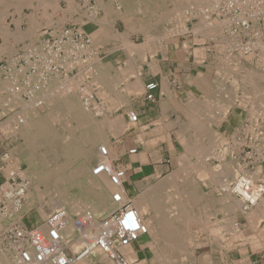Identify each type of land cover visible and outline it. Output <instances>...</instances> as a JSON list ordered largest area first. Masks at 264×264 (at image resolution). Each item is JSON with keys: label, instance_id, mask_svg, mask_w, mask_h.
<instances>
[{"label": "built area", "instance_id": "1", "mask_svg": "<svg viewBox=\"0 0 264 264\" xmlns=\"http://www.w3.org/2000/svg\"><path fill=\"white\" fill-rule=\"evenodd\" d=\"M103 1L106 0H74L82 15L81 18L78 17L72 25L59 27L54 34L38 43L27 47L24 45L28 44H24L21 49H17L13 55L6 57L5 61L0 63V82L8 81L11 84L10 89L20 91L19 99L0 103V112L2 107L6 109L18 107L16 103L19 100L24 102V96L27 98V103L29 102L28 106L31 104L33 108H40L44 105L40 96V92L44 89L52 90L60 83L78 76H85V80L95 76L94 59L97 56L92 49L91 38L83 31V27L93 23L102 15L100 2ZM109 1L115 9H119L123 0ZM219 4H223L225 10L221 12L217 10ZM214 13L224 15L223 19L220 21L216 18L212 19ZM199 15L203 18L202 27L210 26L213 20L218 21V26L228 25L222 26L225 28L221 31L232 45L231 48L227 47L229 51L236 50L239 55L248 56L264 48V26L261 32L259 24H253L260 18L264 19V0H213L200 12H188L191 20H196ZM188 33L193 37L196 35L193 30ZM244 36L246 40L243 39ZM157 87L156 82H147L144 85L142 101L153 103L155 100L153 93ZM81 92L83 93V90ZM7 94L9 93H2L1 97L5 100ZM88 95L82 98L85 106L88 101H94L93 96ZM16 118L19 119L18 121L22 120ZM126 119L129 124H135L138 115L129 112ZM1 124L0 121V147L5 143ZM247 124L244 121L232 130L225 138L221 151L227 159L243 166L229 186L231 195L240 200L243 208L240 210L243 214L249 206L253 205L251 200L235 190V187H238L237 183L240 182L239 189L246 191L249 196H251L253 184L259 190H264L262 179H255V176L263 177L256 171L259 166L264 165V132L257 128L249 131L250 127ZM98 152L101 158L107 155L104 147H100ZM127 153L133 155L136 149L128 150ZM8 156L7 151L0 153V264H74L83 256L94 257L95 251L113 260L115 264H127L122 255L123 249L138 241L141 236L147 235L148 232L124 188L125 169L117 167L109 169L103 161H98L92 168L93 176L107 175L109 184L115 189L110 196L115 208L100 219H94L89 214H85L87 218L84 222L81 216L74 221L76 227L74 233L78 237L83 235L85 239L87 228L93 229V233L91 237L86 238L87 244L83 249L73 253L64 245L62 237L65 228L64 219L57 211H52L42 224L32 227L25 226L16 216L21 211L25 182H21L19 175L15 172L10 173L9 176L5 175L4 168L7 165ZM252 178L257 183H254ZM224 180L222 184H225ZM224 191L228 192L225 189ZM42 227L43 229H40Z\"/></svg>", "mask_w": 264, "mask_h": 264}, {"label": "crops", "instance_id": "2", "mask_svg": "<svg viewBox=\"0 0 264 264\" xmlns=\"http://www.w3.org/2000/svg\"><path fill=\"white\" fill-rule=\"evenodd\" d=\"M37 1L31 0V3L28 4L27 7H24V5L27 4L26 2H28V0H4V4L7 7L6 9L4 5H1L0 0V60L12 54L14 50H17L24 43H29L30 45V43L33 42L34 44L37 41L45 39L47 38V36L53 34L59 27L72 25L74 22L77 21L75 14H69V11H67L70 6L69 2H67L68 0H54L52 4L51 0H39L38 2ZM42 1L44 4H42ZM7 2L10 5L12 4V6L8 5ZM72 2L73 4H76L74 0ZM49 3L51 5L48 7ZM35 4H37L38 7ZM18 5L20 6L18 7ZM52 5H56L57 9L56 7L54 8V6ZM75 9H77V7ZM129 10L130 9H122V14L125 15V17L126 15L129 16L131 14ZM103 16L105 18L104 12L99 17V19H101ZM106 17V22H108V27L111 30H116L119 25L120 27L122 26L124 28L125 22H123V20H121L117 16L110 14ZM1 19H4L3 23ZM65 19L67 20V22ZM46 23L48 25H46ZM107 24L104 26L103 24H101V22L96 25L88 24L84 26L83 29L85 32H90L91 34L95 32H104V30L109 29L106 27ZM16 32L21 36L18 35V37H16ZM193 39V36L188 33V36L183 37V40L182 36H179L178 38L165 42V45L163 49H161V52H155L154 55L153 53H149V51L147 53L145 52L144 62H141L140 64L141 78L139 77V84L141 86L142 91L130 93L128 96L126 95V98L130 100V103L126 106H123L127 108L126 111L134 112L138 115V120L135 123L136 125L131 124L134 126L130 127L129 129V131H131L130 136L132 138H137V134L141 136V141L138 142L139 144L137 143L141 151L140 160L136 159L135 161H128L131 167V169H129L131 171L129 178L140 177V182L146 180V182L148 183L149 179L152 177L161 175L163 173L166 175V165H162L161 162L164 161L166 158H171V155L174 151L173 143H176L175 140L177 139L175 138V136L177 135V130L178 136L180 133V126L179 122L177 121V116L180 113L179 107H211V102H208V104L203 105H196L195 103L193 105L189 104V102L192 103V100L197 99L199 101H204V99L205 101H211L212 94L210 89L213 90V84H211V80L214 76L212 71L215 69L213 68V64H217V62H215L216 58L214 60V57L212 56L213 51H211L212 48L207 43L208 41L204 40V42H202L203 44H201L196 43V41L194 42ZM95 45L97 51H99L98 56L101 58L102 61V59H105L106 57H112V54L114 52H118V50L115 49V51L113 49L119 45V41L115 40L111 36H108L105 39H98V42H96ZM26 46L27 45H24V47ZM10 48L12 49L10 50ZM198 48L199 50L201 49V51H199ZM7 49H9V51H6ZM198 52L201 54H198ZM258 58L260 62L258 61V59L252 57L249 61L241 59V61L236 62L237 66H239V71L237 73V86L241 88H239L240 90H237L236 92V102L238 104L236 103L234 107H227L225 109L226 113L224 115V118L217 125L206 123V127L208 125L207 129H211L213 127L216 129V131L221 132L224 137H227L226 135H229L234 128L238 127L244 121L250 120L252 123H255L253 125L257 129H261L262 131H264V81L261 82L259 80V75L262 74L261 77H264V73L255 72V75L257 76L255 77L254 75V78L256 79L255 81L254 78H251V80L246 78L247 75H245L244 71V66L247 68L251 65V68H253L257 65L260 66V63H262L261 65H264L263 58ZM243 73L245 75L244 77H242ZM163 79L165 82L163 81ZM128 80L133 83L135 81V77H132ZM149 81H153L158 84L157 89L153 93L155 98L153 103H147L142 101L144 93L143 86ZM241 81H243L244 84H247L243 85ZM253 81L256 83H252ZM111 83L112 79H109L107 82L108 86H110ZM248 85L251 87H249ZM108 86L105 88V91H107L109 93V96H111L112 94H110V91H108ZM205 87L206 89H204ZM162 89L164 90V92L161 91ZM254 90H256L257 93ZM254 93H256V96H258L259 94L260 97L258 96L256 98ZM165 94L168 96H165ZM208 95H210V98ZM111 98H113V95L111 96ZM242 98L244 99L243 102ZM251 99H253L252 102H250ZM162 101L163 104L161 103ZM259 102L260 104H258ZM257 107L259 108L257 109ZM250 108H255L258 110V112L257 110L254 111L255 109L252 110L255 112H252V117L248 116L249 112L251 111ZM230 109L231 111H229ZM124 116L126 117V115ZM167 122L170 124H168ZM1 148L2 145L0 149ZM135 154L128 156H134ZM221 156L223 157V155ZM257 170L260 175L264 176V165L259 166ZM136 183L137 182H133L132 180H129L127 183L133 193L138 191V188L135 185ZM188 205H190L187 206L188 208H192V206L195 208L193 212L192 222L195 223L196 227L194 235H192L190 238L194 241L192 243V246L188 249V253L185 254L183 252L182 254H180L179 252L177 253L175 250L169 249L166 250L169 253L162 250L158 251L155 246H157L156 243L160 239L154 240L150 238L147 234L141 236L138 241H136L129 247L123 249L122 255L127 261V264H264V236L261 234L262 232L264 234V206L261 207L262 211L261 209L257 211L259 214L255 213L257 215L256 217L255 215H253V217H255L253 221L255 222L251 223V225L255 227V230L250 231L251 225L249 222H251L252 218L249 219L250 215H244L243 213H241V215L236 209L237 205L232 204L231 208L229 209L227 208L228 206H225V204L221 205L220 202L217 203L214 201L213 203L211 201L206 200H195L193 203H189ZM177 206L181 207V204L178 203ZM219 208L221 213H217L219 212ZM225 209L226 211H229V213H225ZM148 213V216L152 215L153 217L154 212L152 213V210H149ZM214 214L215 216L213 217ZM225 214L232 216L227 217V215ZM260 214L261 216H259ZM189 217H191V215H189ZM196 217L197 219L201 220V222L196 220ZM233 223H235L234 225L239 227L236 228L235 231L231 230L233 227ZM212 224L218 225L219 228L222 227L220 229H223L221 233L222 236H220L218 239H213L210 235V228L212 227ZM31 225L33 226V224L29 223V227H32ZM259 234L263 237L260 238ZM173 251L174 254L176 252L175 255L172 254ZM159 255L162 257L160 258ZM177 260L179 261V263L177 262ZM101 262H103L104 264H109L105 263V261Z\"/></svg>", "mask_w": 264, "mask_h": 264}, {"label": "rangeland", "instance_id": "3", "mask_svg": "<svg viewBox=\"0 0 264 264\" xmlns=\"http://www.w3.org/2000/svg\"><path fill=\"white\" fill-rule=\"evenodd\" d=\"M69 1V4H70V1L71 0H68ZM108 1V0H107ZM105 1L104 3L105 4H108L113 10L115 9L114 8V6L112 5V3L110 2V1ZM125 1H127V0H125ZM129 1H131L130 2V6H129V12L131 13L129 16H127L126 15V17H125V15H123V14H121L122 13V9H123V4L125 3H123L122 4V7H121V9L120 10H114L115 12H118V14H121V15H119L118 16V18H120L121 20H123V22H125V25H124V28L121 26L120 27V25L116 28V30H111L110 28L108 29V30H105L106 32H107V34H106V36H104V37H108V36H110V34H111V36L114 38V36H115V40H117V41H119L120 39H119V37L120 36H122V34H124L125 32H127L128 33V35H127V40H125V41H119V45L116 47V48H114L113 50H118V52H114L112 55V57L111 56H109V57H106L105 59H102V61H101V58L98 56L99 55V52L97 51V49H96V42H98V40H95L94 38H98V36H96L95 34L94 35H92L90 32H86V34H90V37H91V39L93 40V50L95 51V52H97V57H98V59L96 60V58L97 57H95V59H94V61H95V63H94V67H95V69H96V65H97V61H98V63H100V65H104V68H102L103 69V72H104V76H105V78H106V80H109V79H112V83H111V85L112 84H114V82H115V85H113V86H111L110 85V88L108 89V91H110V94H112L113 95V98L115 99L114 100V102L112 101H108V100H112L113 98H111V96H109V93L107 92V91H105L104 89L108 86V85H106V84H104V82L103 81H101L100 83H98L99 85H89V86H86V83L85 82H77L78 84H75L73 81H71L72 82V86L70 87V92H72L74 95H75V99L77 100V103H78V105H79V109L80 110H82V108H81V103L83 102V104H84V101H83V97L85 98V96H87L88 94H91V96H93V98H94V101L92 100V101H88V104H87V106H85L86 108H88V111H87V113H86V115H85V118L83 119L87 124H88V126H89V129H90V127L92 128V130L90 129V131H91V134L93 135V137L94 136H96V132L95 131H99V133H101L102 132V135H103V137L105 138V140L107 141V143L109 144V146H110V149H111V153L114 155V160H113V162L110 164L111 166L109 167V169L112 167H117V168H123V169H125V171H126V181H125V183H124V188H125V190H126V192H128V195H129V197H130V199L131 200H133L134 199V197H136V196H139V194H142V191H146V190H148V189H150L152 186V188H155L156 186H157V184H160L161 182H163V181H165L167 178H169V176H172V178L174 179L173 180V185H171V183H170V186H169V188H167V190H166V192L164 193V195H165V198L166 197H169V198H166L167 200H168V202H167V205H169V207L167 208L166 206V208L165 207H163V211H166V212H171V211H176V212H178L179 210V212H184L185 214H187L188 215V223H185L186 225H185V227H187V225H188V230L184 227V225L182 226V223H181V225L179 224V229L177 228L176 229V231H177V233H179L180 231V237L181 238H179L183 243H184V246H183V248L181 249V250H183V252H185V253H187L188 252V249L192 246V243H193V241L194 240H192V239H190L191 238V236L192 235H194V232H195V229H196V227H195V224L192 222V219H193V212H194V210H195V208L194 207H192V208H188L187 206H188V203H193L195 200H197V201H200V200H206V201H211V202H213L214 203V201L215 202H217V200H218V202L217 203H219V201H221V202H223L222 200L223 199H227V197H228V199L230 198V200H232L233 198H234V200L233 201H235V202H238V199L237 198H235V197H233L231 194H227L225 191H224V188L222 189V185L220 184V182L222 183V180L223 179H225V177L227 178V179H229L230 180V177L231 176H228V175H226V174H222V173H220L219 171L221 170V168H223L222 166H226V165H231L234 169H235V171H237V168L239 169V171L238 172H235L237 175L241 172V169H243V166H241L240 164H238L236 161H231V160H229V159H227L226 157H224V154H222L221 153V151L223 150V145H224V142L222 141L224 138H226V137H224V135L221 133V132H218V131H216V129L215 128H211L210 130L213 132V135L214 134H216L217 135V137H219L218 139L216 138V140L217 141H215L214 143H212L213 144V148L210 150V151H208L207 153H205V154H202V156H201V154H199V153H195V152H189V154H188V152L186 151V147L187 146H191V147H193L194 145H195V140H197L198 139V137H199V135L197 136V133L193 130V128H192V126L194 127V125H195V122L196 123H202V122H204L205 120V123L208 121V119H209V114H210V111L212 110V111H214V113L216 112V113H221V112H223L227 107H234L235 105H236V92H237V90H240L239 88V86H237V73H238V67L239 66H237V64H235V62H237V61H241V59L243 60H250V58L252 57V58H255V59H258V61L260 62V60H259V58L258 57H262L263 58V62H264V48L262 49V51H256L253 55H248V57L247 56H240V55H238V52H236L235 50H232V51H229L228 49L229 48H225L224 49V47L223 46H219L217 43H215V42H213V41H210L209 39V41L207 42L209 45H210V47L212 48L211 49V51H213L212 52V56L214 57V60H215V58H216V61L215 62H217V64H213V68H215L212 72H213V74H215V76H213V79L215 78H217L216 80L214 79V80H211V84L213 83V86H212V89L216 92V90H217V92H216V94L218 95V96H214V95H212L211 96V98L213 99H211V105L213 106V107H208L207 105V107H203V108H206V109H208L209 110V112L206 110V109H203L202 107H198V108H200L199 110L197 109V107H194V109L192 108V107H179L180 109V113H179V115L177 116V121L179 122V125H180V130H179V136H178V130H177V135H176V133H175V138H177L175 141H176V143H173V147H174V151H173V153H172V155H171V158H166L164 161H162L161 163H162V165H166V167H165V169H167V173H166V175L163 173V174H161V175H157V176H155V177H152V178H150L149 179V182L147 183L146 182V180H144L143 182H140L139 180H140V177L138 178V177H134V178H132V177H130L129 178V176H130V174H131V171L129 170V169H131V167H130V165H129V163H128V161L129 160H136V159H139L140 160V155H141V151H140V149H139V146H138V142H140L141 141V136L139 135V134H137V138H132L131 136H130V132L131 131H129V129H130V127H133L134 125H131V124H129L128 122H127V113H129V111H126V107H123V106H126V105H128L129 103H130V100L128 99V98H126L127 100H126V102L124 101L125 99H123L122 98V96H121V94L124 96V95H129L130 93H135V92H130V93H127V84H129V83H131V82H129L130 80H128V79H130V78H132V77H135V73H136V71H137V69H138V71L140 70V64H141V62H144V55H145V52L148 50L149 51V53H153V55L155 54V52H161L162 50L161 49H163V47H164V45H165V42H167V41H170V40H172V39H175V38H178L179 36H182V40H183V37H187L188 36V32L190 31V30H193V28L194 27H199L200 25H198L199 24V22H200V20H199V16L197 17V19L196 20H191V18H189L188 17V11H194V10H196L195 12H200V10L202 9V8H204V6L206 5H203V7L201 6H199V7H197V6H195V5H192L191 7H189L191 10H189V8L188 9H186V8H183V9H180V10H183V12H181V13H179V15H184V17L182 16V18H185V19H183L184 21L182 22V24H181V26H179V28H178V25L176 26L175 25V23H174V20H173V18H174V14L173 13H171V12H173L174 10L176 11L177 9L175 8V4L173 3L174 2V0H129ZM173 1V2H172ZM172 3H173V5H172ZM76 5H74L73 3H72V1H71V4H70V8L72 9V7H73V9H74V7H75ZM180 7H182V6H180ZM206 7V6H205ZM223 7V8H222ZM173 8V9H172ZM193 8V9H192ZM194 8H197V9H194ZM78 9V8H77ZM76 9V10H77ZM125 9H127V8H125ZM169 9V10H168ZM171 9V10H170ZM74 11L73 12V15L75 14V17H76V20H78V17L79 18H81V13L79 12L80 10L78 9L77 11ZM151 10V11H150ZM173 10V11H172ZM186 10V11H185ZM217 10H219L220 12L222 11V10H225L224 9V6H223V4H221V6H220V4L218 5V8H217ZM171 11V12H170ZM174 11V12H175ZM119 12H121V13H119ZM177 12V11H176ZM186 12V13H185ZM103 13V12H102ZM123 13H124V11H123ZM170 13H171V15L173 14V17H171L170 16ZM105 14V13H104ZM123 16V17H122ZM162 16V17H161ZM223 16L224 15H218V14H214L213 16H212V19H214V18H216V19H218L219 21L220 20H222L223 19ZM165 17V19H163ZM166 17H170L169 19L167 18L166 19ZM218 17V18H217ZM103 18H104V16H103ZM102 18V19H103ZM127 18V19H126ZM188 18V19H187ZM99 19V18H98ZM96 20L95 22H93V23H91V24H89V25H96V24H98V23H100L99 21L101 20V19H99V20ZM159 19V20H158ZM171 19V20H170ZM185 20H186V22H185ZM263 20V21H262ZM98 21V22H97ZM167 21V22H166ZM193 21V22H192ZM150 22V23H149ZM153 22H154V24H153ZM171 22V23H170ZM185 22V23H184ZM218 22V21H217ZM142 23V25L140 26V29L138 28V26L140 25ZM191 23V24H190ZM198 23V24H197ZM139 24V25H138ZM150 24V25H149ZM183 24H184V26H183ZM196 24V25H195ZM215 24H217L216 22H210V26L213 28V26H218V24L217 25H215ZM253 24H259V29H261V32H263L262 31V29H263V26H264V19H261L260 18V20H258V21H254V23ZM129 25V26H128ZM133 27V28H131V26ZM162 25V26H161ZM192 25V26H191ZM222 26H225L226 27V25H223V24H221ZM175 26V27H174ZM222 26H218L217 28L220 30V32H221V34L223 35V33H222V31H221V29L222 28H225V27H222ZM228 26V25H227ZM129 27H130V29H129ZM141 27H144V28H147V30H141ZM184 29H183V28ZM193 27V28H192ZM201 27V26H200ZM169 28V29H168ZM175 28V29H174ZM192 28V29H191ZM211 28V29H212ZM221 28V29H220ZM126 29V30H125ZM129 29V30H128ZM135 29H137V30H139V31H137V30H135ZM164 29V30H163ZM172 29V30H171ZM177 29V30H176ZM182 29V30H181ZM170 31V33H169V31ZM179 30H181V32H179ZM185 32H184V31ZM264 30V29H263ZM104 31V32H105ZM168 31V32H167ZM105 32V33H106ZM124 32V33H123ZM166 32V33H165ZM171 32L173 33L172 35H171ZM115 33V34H114ZM118 33V35H116ZM130 33V34H129ZM180 33V34H179ZM181 33L183 34V35H181ZM54 34V33H53ZM143 34V35H142ZM146 34V35H145ZM169 34V35H168ZM114 35V36H113ZM125 35V34H124ZM150 37H149V36ZM165 35H167V36H165ZM171 35V36H170ZM175 35V36H174ZM227 36V35H226ZM48 37V36H47ZM154 37H157L156 39H158V41L154 38ZM223 38H225V36L223 35ZM99 39V38H98ZM181 39V38H180ZM243 39H245V36L243 37ZM43 40V39H42ZM147 40V41H146ZM212 40V39H211ZM246 40V39H245ZM128 42V44L130 43V44H132V45H140L141 46V44L143 45H145L144 47H143V50H144V52L141 54L143 57H141L140 55H139V57H135L134 58V60H133V63H132V67H131V65L129 64V54H128V51L126 50L127 48L126 47H128L127 45V42ZM145 41V42H144ZM152 41L154 42V43H152ZM206 41V40H205ZM121 42L123 43V45L121 44ZM144 42V43H143ZM203 41H198L197 43H201V44H203L202 43ZM36 43H38V41L36 42ZM164 43V44H163ZM24 44H26V43H24ZM23 44V45H24ZM27 44H29V43H27ZM30 44H33V42H31ZM35 44V43H34ZM126 44V45H125ZM146 44H149V45H146ZM23 45H21L19 48L21 49L22 47H23ZM162 45V46H161ZM149 46V48L147 49L146 47H148ZM151 46V47H150ZM153 47V48H152ZM223 48L222 50H221V48ZM18 48V49H19ZM151 48V49H150ZM220 48V49H219ZM153 49V50H152ZM113 50H111V51H113ZM115 50V51H116ZM17 50H14L13 51V53L12 54H10V55H8L7 57H9V56H11V55H13L15 52H16ZM126 51H127V53H126ZM153 51V52H152ZM224 51H225V55H223L224 54ZM227 51V52H226ZM230 52V53H229ZM215 53V54H214ZM227 53H228V55H227ZM127 54V55H126ZM230 54V55H229ZM233 54V55H232ZM225 56V57H224ZM230 56V57H229ZM235 57V58H234ZM142 58V59H141ZM226 58L227 59H231L232 61H235L234 62V70L232 71L233 73L232 74H230V75H226V77L224 78V74L222 73V71H221V69H220V67L221 68H225V69H227V67H226V65H223L224 63V59L226 60ZM5 59H6V57L5 58H2L1 60H0V63L2 64L4 61H5ZM139 59H141V60H139ZM141 61V62H140ZM110 62V63H109ZM139 62V63H138ZM228 63H232L233 64V62H229L228 61ZM262 63H260V66L259 65H257V66H255V67H253V68H251L252 66L250 65L249 67H245L244 66V68H245V75H247V73H250V74H248L247 75V78H249L250 80H251V78H254V75H255V72H257V73H264V65H261ZM264 64V63H263ZM136 65H138L137 67H136ZM221 65V66H220ZM131 68H129V67ZM257 67V68H256ZM133 68V69H132ZM242 68V67H241ZM217 69V70H216ZM219 69V70H218ZM120 72H119V71ZM128 70H134V75L132 74V73H128L127 71ZM123 71L124 72H127L128 74H131V75H128L127 73H123ZM263 71V72H262ZM116 72H118V74L116 73ZM217 72H218V74H217ZM220 74V75H219ZM223 74V75H222ZM120 75H121V77H126V78H121L120 77ZM123 75V76H122ZM128 75V76H127ZM133 75V76H132ZM219 77H218V76ZM250 75V76H249ZM262 75V74H261ZM261 75H259V80L261 81V82H263L264 81V77L263 78H261ZM221 76V77H220ZM120 78V79H118V78ZM229 77V78H228ZM255 77H257L256 75H255ZM223 78H224V80H223ZM117 79V80H116ZM120 80V82L119 83H117L118 81ZM225 80H227V81H225ZM87 81H88V79H87ZM122 81V82H121ZM212 81H214V82H212ZM218 81V82H217ZM221 81V82H220ZM70 82V81H69ZM224 82V83H223ZM229 82V83H228ZM254 82V81H253ZM73 83L75 84V85H77V86H74L73 85ZM222 83V84H221ZM84 85V87L86 88H84L83 87V85ZM118 84V85H117ZM123 85L125 86L126 85V87H124V89L126 90V93L124 92L125 90L123 89ZM74 86V87H73ZM129 86V85H128ZM217 86V87H216ZM224 86H225V88H224ZM80 87V88H79ZM109 87V86H108ZM112 87H114V89L112 88ZM57 87H54L53 88V90H58V89H60V88H57ZM73 88V89H72ZM90 90H89V89ZM98 88V89H97ZM104 88V89H103ZM117 88V89H116ZM220 88V89H219ZM224 88V89H223ZM229 88V89H228ZM74 89H76V90H74ZM79 89V90H78ZM82 89H83V94H82ZM119 89V90H118ZM232 89V90H231ZM61 90V89H60ZM81 90V91H80ZM140 90V89H139ZM228 90H231V92L230 91H228ZM75 91V92H74ZM98 91H100V92H98ZM218 91H221L222 93H221V95L219 96V93H218ZM233 91V92H232ZM69 92V93H70ZM80 92V93H79ZM96 92V95L94 94V93ZM98 92V93H97ZM120 94H119V93ZM144 92V91H143ZM230 92V93H229ZM69 93H67V94H69ZM88 93V94H87ZM104 95H103V94ZM52 94H54V92H52ZM78 94V95H77ZM86 94V95H85ZM114 94L116 95L115 97H114ZM118 94L120 95V96H118ZM233 94H234V99H232L233 98ZM83 95V96H82ZM95 95V96H94ZM41 96V95H40ZM67 96H70V95H58V97L60 98V99H62L63 100V98H65V97H67ZM81 96V97H80ZM89 96V95H88ZM97 96V97H96ZM103 96V97H102ZM110 98H109V97ZM58 97H54L53 99H55V98H58ZM80 97V98H79ZM101 97H102V100H101ZM108 97V98H107ZM119 99V101L117 102L116 101V99L117 98ZM216 98V99H215ZM23 99H24V103L26 102L27 103V98L24 96L23 97ZM131 99V98H130ZM231 99V100H230ZM209 100V99H208ZM216 100H217V102H216ZM232 100H233V103H232ZM23 101V100H22ZM127 101L129 102V103H127ZM212 101H214V102H212ZM226 101H229V102H226ZM81 102V103H80ZM90 102V103H89ZM117 102V103H116ZM120 102V103H119ZM123 102V103H122ZM205 102V101H204ZM204 102H201V100L199 101L198 99L197 100H193L192 101V105L194 104V103H197V105H203V104H205L206 102L208 103V101H206L205 103ZM96 103V104H95ZM111 103H113V107L114 106H117L116 108L114 107H112L111 106ZM116 103V104H115ZM201 103V104H200ZM206 103V104H207ZM17 104V106L18 107H16V108H14V110H13V108H7V112L5 111V113L3 112V111H1L0 112V121L3 123L5 120H7V118L8 117H10V116H16V117H19V115L21 116L23 113H24V111L26 110L25 109V104H22V103H20V102H17L16 103ZM91 104V105H90ZM117 104H119V105H117ZM190 104V103H189ZM224 104V105H223ZM225 104H227V105H225ZM52 104H44L43 106L44 107H40V108H34V109H36L35 111V115H36V117H37V119H39V121H42V122H44L45 120V123H46V129L48 128V131H50L51 132V130H55V131H52V133L53 134H57V136H59L58 137V139L59 140H61V144H63V143H66V141H71V140H74V139H77V138H79V136H81V134H83L84 135V133H86L85 132V129L82 127V126H78L77 124H79V125H81V122H79V121H81V119L83 118H81L80 117V119H79V116H76V115H73L70 111L71 110H68V109H66L65 107H63V109H61L62 107H61V105L60 104H56V105H52ZM111 107H110V106ZM219 105V106H218ZM225 106V107H223V106ZM27 106V105H26ZM60 106V107H59ZM98 108H97V107ZM119 106V107H118ZM217 106V107H216ZM50 107V108H49ZM220 107H221V109H220ZM23 108V109H22ZM52 108V109H51ZM90 108V109H89ZM93 108H95L96 109V111H95V109H93ZM108 108V109H107ZM110 108V109H109ZM184 108V109H183ZM202 108V109H201ZM10 109V110H9ZM51 109V110H50ZM57 109V110H56ZM93 109V110H92ZM98 109V110H97ZM102 109V110H101ZM104 109V110H103ZM107 109V110H106ZM116 109V110H115ZM60 110H61V112H60ZM112 110H113V112H112ZM115 110V111H114ZM119 110V111H118ZM205 110V111H204ZM215 110H217V111H215ZM39 111V112H38ZM49 111H51V113L49 112ZM54 111H56V112H54ZM63 115V116H65V117H63L59 112ZM63 111V112H62ZM70 113H69V112ZM90 111H92V112H90ZM94 111V112H93ZM106 113H104V112ZM111 111V112H110ZM3 112V113H2ZM26 112V111H25ZM44 112V113H43ZM47 112V113H46ZM54 113V115H53V113ZM59 113V114H56V113ZM67 112V113H66ZM90 112V113H89ZM99 112V113H98ZM115 112V113H114ZM121 112V113H120ZM123 112H125V113H123ZM195 112H197V113H195ZM19 113V114H18ZM22 113V114H21ZM30 114L32 113V112H29ZM94 113H95V115H94ZM97 113V114H96ZM208 113V114H207ZM42 116V117H40V115ZM43 114V115H42ZM101 114V115H100ZM104 114V115H103ZM249 114L251 115V111L249 112ZM59 115H61V117L59 116ZM106 115V116H105ZM117 115H120L119 116V118L117 117ZM124 115H126V117L124 116ZM50 116H52L51 118L53 119V122H51L52 121V119H50L49 117ZM54 116H57V118H58V120L54 117ZM107 116H108V119H107ZM112 116V117H111ZM115 116H116V118H117V120H121V122H120V124L121 123H123V121H124V123L122 124V125H125V124H127V125H125V126H123V127H125L123 130H122V132H121V129L123 128L122 127V125H120L121 126V129H120V133L119 132H112V131H110L109 129H108V127L107 126H109V123H111V121H116V118H115ZM203 116V117H202ZM215 116H217V115H214L213 117L215 118ZM76 117V118H75ZM219 117V116H218ZM218 117H216L215 119H217L218 120ZM42 118V119H41ZM66 118V119H65ZM103 118V119H102ZM113 118H115V119H112ZM193 118V119H192ZM196 118V119H195ZM213 118V119H214ZM220 118V117H219ZM41 119V120H40ZM47 119L50 121H47ZM69 119V120H68ZM97 119V120H96ZM109 119H111V120H109ZM250 119V118H249ZM253 119V118H252ZM67 120H68V122H67ZM75 122H74V121ZM100 120V121H99ZM198 120V121H197ZM56 121V122H55ZM66 121L67 122V125H65L64 124V122ZM77 121V122H76ZM101 121H102V123H101ZM108 123H106V122ZM250 121V120H249ZM49 122V123H48ZM105 124H104V123ZM247 122V121H246ZM57 123V124H56ZM58 123H60V124H58ZM69 123V124H68ZM181 123H182V125H181ZM251 123V122H250ZM98 124V125H97ZM100 124H102V126L100 125ZM188 124H190V125H188ZM70 125V126H69ZM75 125V126H74ZM100 125V126H99ZM51 126H53V127H51ZM59 126V128H57ZM71 126H72V128H71ZM127 126V127H126ZM63 128L64 127V129H61V128ZM68 127H70L69 129H68ZM106 129H105V128ZM187 127L188 128H190V129H187ZM51 128H53V129H51ZM207 128H208V125H207ZM253 128H256L255 126L254 127H251V130L253 129ZM128 129V130H127ZM62 130V131H61ZM73 130V131H72ZM185 130H187L186 132H185ZM261 130V129H260ZM208 131V129L206 130V132ZM3 132V131H2ZM66 132V133H65ZM176 132V131H175ZM181 132H183L182 134H181ZM264 132V131H263ZM60 133V134H59ZM61 133H62V135H61ZM112 133H114L115 135L117 134V136H112L111 134ZM69 134H70V137H69ZM76 134V135H75ZM186 134V135H185ZM6 135L7 134H5L4 132H3V138L5 139V143L2 145V148L0 149V153H3V152H5V151H7L8 153H10L9 155H11V157L13 158L12 160H14V164L15 165H17V162H18V167H19V169H20V171L21 170H25V168H26V162L24 161V160H22L23 158H21L22 156H24L22 153V155H20L19 154V152H22V151H24V143L25 142H23L24 141V138L23 137H21L19 134H11L10 136H8L7 138H6ZM221 135V136H220ZM73 136V137H72ZM180 136H181V138H180ZM183 136V137H182ZM226 136H228V135H226ZM21 137V138H20ZM52 137V136H51ZM97 137V136H96ZM41 138H42V136H41ZM40 137H39V140L41 139ZM95 138V137H94ZM184 138H186V139H184ZM206 138V139H205ZM223 138V139H222ZM111 139V140H110ZM181 139H184V141H182ZM195 139V140H194ZM201 139V140H200ZM207 137H199V139H198V142H201V143H203V146H205L204 148H205V150H207L208 148H209V141H207ZM219 139H221V141H219V143H218V140ZM95 140L97 141V145L95 146V147H93V152L95 153V154H98L97 152H98V147L100 148L101 147V145H102V147L103 146H105L104 144H103V142L102 141H100L98 138H95ZM140 140V141H139ZM180 140L182 141V143L180 142ZM209 140V139H208ZM11 141V142H10ZM16 141V142H15ZM41 141V140H40ZM39 141V145H38V147H40V149H39V151H37V154L39 155V157H41L42 156V158L43 159H47V161H49L48 162V166H54V164H62V163H65V161H66V164H67V170H73V168L77 165V163H79V158L77 157V159H75V158H73V160H72V158H70L69 159V157H68V159H67V157L65 156V155H59V154H57V153H59V149H58V145H52V146H50L51 147V149H50V147H48V146H45L46 145V143H45V141L44 142H40ZM204 141H206V142H204ZM58 142V141H57ZM63 142V143H62ZM110 142V143H109ZM180 142V143H179ZM183 142L185 143H187V144H183ZM138 143V144H137ZM206 143H208V144H206ZM42 144V145H41ZM183 144V145H182ZM206 144V145H205ZM15 145V146H14ZM17 145V146H16ZM13 146V147H12ZM21 146V147H20ZM42 147H45V148H42ZM42 148V149H41ZM113 148V149H112ZM137 148V149H136ZM19 150V151H17V150ZM50 149V150H49ZM131 149H136L137 150V153L134 155V156H128L129 154L127 153V151L128 150H131ZM214 149V150H213ZM47 150V151H46ZM53 150V151H52ZM114 150V151H113ZM185 150V151H184ZM42 151V152H41ZM45 151V152H44ZM58 151V152H57ZM114 152V153H113ZM213 152V153H212ZM216 152V153H215ZM12 153V154H11ZM45 153V154H44ZM49 153V154H48ZM52 153H54V154H52ZM184 153V154H183ZM193 153V154H192ZM211 153V154H210ZM25 154V153H24ZM42 154V155H41ZM223 155V157L221 156V155ZM41 155V156H40ZM45 155V156H44ZM206 155H210V156H206ZM51 156H52V158H51ZM56 156V157H55ZM64 156H65V159H64ZM118 156V157H117ZM15 157V158H14ZM52 159H50V158ZM92 159L89 161V170L90 169H92L93 167H94V165L99 161V159H98V157H97V155L95 156V155H92ZM184 158H186V159H184ZM197 158V159H196ZM51 160V161H50ZM69 160H71V161H69ZM16 161V162H15ZM57 161V162H56ZM197 162V163H196ZM199 163V164H198ZM51 164V165H50ZM193 164V165H192ZM226 164V165H225ZM219 167H218V166ZM205 168V169H204ZM176 169V170H175ZM209 169H211V170H209ZM216 170V171H215ZM207 173H206V172ZM204 172V173H203ZM216 172H218V173H216ZM258 174H260L259 172H258V170L256 171ZM218 174V175H217ZM219 174L221 175H223V176H220V177H218L219 176ZM6 175V174H5ZM237 175H235L236 177H237ZM6 176H8V175H6ZM260 176H262V175H260ZM212 177H213V179H212ZM217 177V178H216ZM236 177H235V179H236ZM23 178V179H22ZM201 178V179H200ZM19 179H20V181L22 182V181H25V177L24 176H19ZM164 179V180H163ZM259 179H262V181L264 182V176L262 177V178H259ZM0 180H1V177H0ZM133 181V182H137L135 185L137 186V188H138V191L137 192H135V193H133L132 191H131V189H130V186L129 185H127V183H128V181ZM218 180V181H217ZM230 181H232V180H230ZM2 182V181H1ZM210 182V183H209ZM233 182V181H232ZM207 184V185H206ZM188 185V186H187ZM132 187V186H131ZM40 190L41 191H43L44 190V185H40ZM146 188V189H145ZM211 188V189H210ZM180 189H181V191H180ZM218 189V190H217ZM221 189V190H220ZM177 190H178V192H177ZM193 191H196V193L195 192H193ZM219 191V192H218ZM223 193H222V192ZM143 192V193H144ZM181 192H183V193H181ZM191 192V193H190ZM225 192V193H224ZM77 193H78V189L77 188H69V189H67V195L68 196H71V197H76V195H77ZM181 193V194H180ZM166 194H168V195H166ZM178 194V195H177ZM196 194V195H195ZM222 194V195H221ZM225 194V195H224ZM56 195V194H55ZM177 195V196H176ZM182 197H181V196ZM185 195V196H184ZM188 195H190V196H188ZM171 196V197H170ZM180 197V198H179ZM185 197V198H184ZM233 197V198H232ZM182 198V199H181ZM187 198V199H186ZM189 198H190V200L191 201H189ZM232 198V199H231ZM262 198H264V195H263V197ZM220 199V200H219ZM182 200H183V202H182ZM26 201V202H25ZM174 201V202H173ZM176 201H178L177 203H175ZM264 201V200H263ZM173 204H172V203ZM183 203V204H181V207H180V209H179V207L177 208V206H176V204L178 205V203ZM171 203V204H170ZM175 203V204H174ZM239 203V202H238ZM262 203V202H261ZM184 204H185V206H184ZM221 205H223V203H220ZM236 204V203H235ZM172 205V206H171ZM171 206V207H170ZM183 206V207H182ZM173 207V208H172ZM177 209H176V208ZM184 207H185V210H183L184 209ZM176 210H175V209ZM170 209V210H169ZM21 211L20 212H18V214L16 215L17 217H19V219L22 221V223L25 225V226H27V227H29V223L30 224H33V226H38V225H40V224H42L43 223V221L48 217V215L53 211L48 205H47V203L46 202H44V203H42L41 205H39L38 204V202H36V201H34V202H31V204L26 200V198L25 197H23L22 198V206H21V209H20ZM38 210L39 211H43L44 212V214H45V216L44 217H42L39 213H38ZM86 210V209H85ZM149 210H152L153 211V209H151V208H148L147 209V211L144 213V218H146V217H148V212H149ZM178 210V211H177ZM191 210V211H190ZM255 210V209H254ZM237 211L240 213L241 212V210H240V208L239 207H237ZM154 212V211H153ZM253 212V211H252ZM189 213H190V215H191V217H189ZM217 213H221V211L220 212H217ZM226 213V212H225ZM48 214V215H47ZM109 214V213H108ZM107 214V215H108ZM241 214V213H240ZM154 215V214H153ZM187 215H185L186 217H187ZM225 215H227V214H225ZM245 215V214H244ZM80 216V213L79 212H77V213H74V214H72V216H71V220L74 222L78 217ZM106 216V215H105ZM214 216H215V214H214ZM213 216V217H214ZM230 216H232V215H227V217H230ZM251 216L252 217H250L249 216V218H253L254 219V217H253V215L251 214ZM102 217H104V216H95L94 217V219H100V218H102ZM187 219V218H186ZM185 219V220H186ZM253 219L251 220V222H253ZM183 220H184V218H183ZM184 220V221H185ZM36 224H35V223ZM35 224V225H34ZM184 224V223H183ZM235 223H233V227H232V231H235L236 230V228H239V227H237L236 225H234ZM32 226V225H31ZM180 226H182V227H180ZM220 226V225H219ZM236 226V227H235ZM253 226V225H252ZM251 227V226H250ZM220 228H222V227H220ZM219 227H218V225H215V224H212V227L210 228V235H211V237L213 238V239H218L220 236H222L221 235V233H222V231H223V229H220ZM183 229L185 230V231H183ZM239 230V229H238ZM255 229H253L252 228V231H254ZM175 231V232H176ZM188 232V233H185V232ZM250 231H251V229H250ZM225 233V232H224ZM186 235H188V237H189V240H188V238L186 237ZM73 236H77L76 235V233H73ZM218 236V237H217ZM185 238V240L184 239H182V238ZM217 237V238H216ZM180 240H177L178 242H180ZM188 241V242H187ZM66 247H68L69 249H70V247L69 246H66ZM160 247V248H159ZM187 247V248H186ZM155 248L158 250V251H166V248L167 249H169V247L166 245V243H163V241H161V240H159L158 242H157V246H155ZM185 248V249H184ZM82 250V249H81ZM70 251L72 252V250L70 249ZM74 253V252H73ZM180 254H182V252H180ZM99 260V258L98 257H96V256H94V257H88L87 258V261H88V263L89 264H104L103 262H101V261H98Z\"/></svg>", "mask_w": 264, "mask_h": 264}, {"label": "bare ground", "instance_id": "4", "mask_svg": "<svg viewBox=\"0 0 264 264\" xmlns=\"http://www.w3.org/2000/svg\"><path fill=\"white\" fill-rule=\"evenodd\" d=\"M31 0H28V2H26L27 4L26 5H24V7L26 6H28V4H30L31 2H30ZM37 1V0H36ZM39 1V0H38ZM37 1V2H38ZM54 0H51V4H52V2H53ZM67 1V0H66ZM73 1V0H72ZM107 1V0H106ZM109 1V0H108ZM107 1V2H108ZM135 1V0H134ZM251 1H254V0H251ZM67 2H69V1H67ZM66 2V3H67ZM105 1H103V2H100V7L102 8L101 10H102V12H104L105 13V18H101V21H99V22H101V24H103V26L104 25H106L108 22H106V20H107V17L106 16H109L110 14H112V15H115V16H119V15H121L122 13L121 12H119V13H121V14H118V12H115L108 4H105L104 3ZM125 2V3H124ZM130 2L131 1H129V0H127V1H125V0H123L122 2H121V5H120V7H119V9H116V10H120L121 9V7H122V4H123V9H125V8H127V9H129V6H130ZM173 2V1H172ZM211 2H213V0H174V6H175V8L177 9L175 12L173 11V12H171V13H173L174 14V18H173V20H174V23H175V25L177 26L178 25V28H179V26H181V24H182V22L184 21L183 19H185V18H182V16L184 17V15H179V13H181V12H183V10H180V9H183V8H186V9H188L189 7H191L192 5H195V6H197V7H203V5H205V6H208ZM5 2H4V0H1V5H4L5 6V4H4ZM40 3H41V1H40ZM48 3V2H47ZM73 3V2H72ZM76 3V2H75ZM173 3H172V5H173ZM7 4H8V2H7ZM6 4V5H7ZM24 4V3H23ZM22 4V5H23ZM42 4H44L43 3V1H42ZM50 3H49V5H48V7L51 5ZM57 4V3H56ZM70 4H71V2H70ZM69 4V5H70ZM8 5H10V4H8ZM16 5V4H15ZM21 5V4H20ZM20 5H18V7L20 6ZM32 5V4H31ZM36 6H37V4H35ZM38 5H39V3H38ZM74 5H76L75 7H74V9H73V7H72V9L70 8V6H69V9H67V11H69L68 13L69 14H73V12L76 10L75 8L77 7L78 8V5H77V3L76 4H74ZM10 6H12V4L10 5ZM43 6V5H42ZM52 6H54V8L56 7V9H57V6L56 5H52ZM67 6H68V4H67ZM180 6H182V7H180ZM204 6V7H205ZM220 6H221V4H220ZM6 7V6H5ZM9 7V6H8ZM30 7H33V6H30ZM29 7V8H30ZM38 7V6H37ZM42 8V7H41ZM223 8V7H222ZM5 9V8H4ZM6 9H7V7H6ZM20 9V8H19ZM31 9H33V8H31ZM44 9V8H43ZM79 9V8H78ZM77 9V10H78ZM173 9V8H172ZM193 9V8H192ZM194 9H197V8H194ZM35 10H36V8H35ZM76 10V11H77ZM169 10V9H168ZM171 10V9H170ZM189 10H191L190 8H189ZM53 11V10H52ZM151 11V10H150ZM186 11V10H185ZM196 10H194V12H195ZM189 12V11H188ZM0 13H1V11H0ZM4 13V12H3ZM2 13V14H3ZM44 13V12H43ZM171 13H170V16L171 17H173V14L171 15ZM184 13V12H183ZM186 13V12H185ZM1 14V15H2ZM5 14V13H4ZM182 14V13H181ZM215 14V13H214ZM44 15V14H43ZM48 15V14H47ZM216 15V14H215ZM45 16V15H44ZM82 16V15H81ZM200 16V15H199ZM47 17V16H46ZM69 17V16H68ZM123 17V16H122ZM162 17V16H161ZM1 18V17H0ZM48 18V17H47ZM65 18V17H64ZM70 18V17H69ZM168 17H166V19H167ZM170 18V17H169ZM168 18V19H169ZM218 18V17H217ZM68 19V18H67ZM163 19H165V17L163 18ZM188 19V18H187ZM202 17L200 16V18H199V20H200V22H199V24L198 25H203V22H201L202 21ZM2 20V19H1ZM4 20V19H3ZM3 20H2V23H3ZM35 20V19H34ZM66 20V19H65ZM159 20V19H158ZM171 20V19H170ZM198 20V19H197ZM75 21V20H74ZM219 21V20H218ZM263 21V20H262ZM46 22H47V20H46ZM50 22V21H49ZM66 22H67V20H66ZM95 22V21H94ZM98 22V21H97ZM167 22V21H166ZM185 22H186V20H185ZM184 22V23H185ZM193 22V21H192ZM212 22H216V23H218L216 20H213ZM52 23V22H51ZM50 23V24H51ZM59 23V22H58ZM65 23V22H64ZM150 23V22H149ZM171 23V22H170ZM153 24H154V22H153ZM191 24V23H190ZM46 25H48L47 23H46ZM139 25V24H138ZM142 25V23L138 26V28L140 29V26ZM150 25V24H149ZM196 25V24H195ZM215 25H217V24H215ZM30 26H31V24H30ZM129 26V25H128ZM131 26V25H130ZM162 26V25H161ZM183 26H184V24H183ZM192 26V25H191ZM192 27L193 28V31L196 33V35H194V42L196 41V43L199 41H203L204 42V40H208V39H212L215 43H217L219 46H223L224 47V49L225 48H227V47H229V48H231L232 47V45H231V43H229L228 42V40L226 39V38H223V35L221 34V32H220V30L217 28L218 26H213V28L211 27V26H209V25H207V26H201V27ZM220 26H222V25H220ZM107 28H109L108 27V24H107V26H106ZM175 27V26H174ZM226 27H227V25H226ZM131 28H133L132 26H131ZM183 28V27H182ZM191 28V29H192ZM212 28V29H211ZM129 29H130V27H129ZM128 29V30H129ZM169 29V28H168ZM175 29V28H174ZM184 29V28H183ZM221 29V28H220ZM102 30V29H101ZM106 30H108V29H106ZM126 30V29H125ZM135 30H137V29H135ZM141 30L143 31V30H147V28H144V27H141ZM164 30V29H163ZM172 30V29H171ZM177 30V29H176ZM182 30V29H181ZM181 30H179V32H181ZM1 31V30H0ZM5 31V30H4ZM83 31H84V29H83ZM103 31V30H102ZM105 31V30H104ZM137 31H139V30H137ZM169 31V30H168ZM167 31V32H168ZM184 31V30H183ZM85 32V31H84ZM106 32V31H105ZM105 32H95V33H93L92 35H96V36H98V38L99 39H102V38H106V37H104V36H106V34H107V32L105 33ZM185 32V31H184ZM86 33V32H85ZM124 33V32H123ZM166 33V32H165ZM169 33H170V31H169ZM9 34V33H8ZM16 34H17V32H16ZM115 34V33H114ZM125 34V35H124ZM124 34H122V36H120L119 37V39L121 40V41H125V40H127V35H128V33L127 32H125ZM130 34V33H129ZM173 33L171 32V35H172ZM180 34V33H179ZM13 35V34H12ZM18 35L19 34H17V36L16 37H18ZM116 35H118V33L116 34ZM143 35V34H142ZM146 35V34H145ZM169 35V34H168ZM170 35V36H171ZM181 35H183L182 33H181ZM199 35V36H198ZM9 36V35H8ZM15 36V35H14ZM19 36H21V35H19ZM26 36H28V35H26ZM89 37H90V34L88 35ZM110 36H111V34H110ZM114 36V35H113ZM149 36V35H148ZM165 36H167V35H165ZM175 36V35H174ZM198 36V37H197ZM10 37H12V36H10ZM30 37V36H29ZM112 37V36H111ZM150 37V36H149ZM14 38V37H13ZM12 38V39H13ZM91 38V37H90ZM98 38L96 39V38H94L95 40H98ZM155 39L157 38V37H154ZM114 39H115V36H114ZM119 40V41H120ZM157 41H158V39H156ZM192 40V41H193ZM91 46H92V49H93V40L91 39ZM147 41V40H146ZM100 42V41H99ZM127 42V41H126ZM145 42V41H144ZM143 42V43H144ZM152 43H154L153 41H152ZM121 44L123 45V43L121 42ZM127 44H128V42H127ZM164 44V43H163ZM2 45V44H1ZM29 45V44H28ZM27 45V46H28ZM31 45V44H30ZM29 45V46H30ZM126 45V44H125ZM146 45H149V44H146ZM8 46V45H7ZM26 46V47H27ZM128 47H126L127 49V51H128V54H129V64L131 65V67L133 66L132 65V63H133V60H134V58L135 57H139V55L141 56V57H143L141 54L144 52V50H143V47L145 46L144 44L142 45L141 44V46L140 45H132V44H128L127 45ZM162 46V45H161ZM151 47V46H150ZM203 47V46H202ZM147 49L149 48V46L148 47H146ZM153 48V47H152ZM201 48V47H200ZM221 48V47H220ZM219 48V49H220ZM12 48H10V50H11ZM151 49V48H150ZM223 48H221V50H222ZM153 50V49H152ZM198 50H199V48H198ZM226 50V49H225ZM6 51H9V49H7ZM94 51V50H93ZM127 51H126V53H127ZM196 51V50H195ZM199 51H201V49L199 50ZM236 51V50H235ZM99 52V51H98ZM148 52V50L146 51V53ZM153 52V51H152ZM227 52V51H226ZM230 53V52H229ZM94 54L95 55H97V52H95L94 51ZM198 54H201V53H199L198 52ZM2 55V54H1ZM127 55V54H126ZM150 55V54H149ZM223 55H225V51H224V54ZM227 55H228V53H227ZM230 55V54H229ZM233 55V54H232ZM239 55V54H238ZM161 56V55H160ZM241 56V55H240ZM199 57V56H198ZM225 57V56H224ZM230 57V56H229ZM248 57V56H247ZM235 58V57H234ZM142 59V58H141ZM141 59H139V60H141ZM232 59V58H231ZM231 59H227L226 58V60L224 59V64L223 65H226V67H227V69H225V68H221L220 67V69H221V71H222V73L224 74V78L226 77V75H230V74H232L233 72V70L235 69L234 68V62L235 61H232ZM96 61V60H95ZM228 61L229 62H233V64L232 63H228ZM141 62V61H140ZM196 62V61H195ZM194 62V63H195ZM139 63V62H138ZM149 63V62H148ZM153 64V63H152ZM235 64H236V62H235ZM138 65H136V67H137ZM150 66H151V64H150ZM221 66V65H220ZM129 67V66H128ZM102 68H104V65H100V63H98V61H97V65H96V69H95V71H94V74H95V76H92V77H90V79H88V81L87 80H85V76H78L77 78H72L71 80H67L66 82H62V83H60L58 86H57V88H63L62 90H60V89H58V90H56V92H54V94H52V92H53V89L52 90H49V91H46L45 89L43 90V91H41L40 93H41V97H42V99H43V103L46 105V104H54V105H56V104H60L61 105V109H63V107H65L66 109H68V110H71L70 112L73 114V115H76V116H79V119H80V117L82 118L81 119V121H79V122H81V125H79V124H77L79 127L80 126H82L84 129H85V132L86 133H84V135L83 134H81V136H79V138H77V139H74V140H71V141H66V143H63V144H61V140H59L58 139V137L59 136H57V134H53L52 133V131H55V130H51V132L50 131H48V128L46 129V123H45V121L44 122H42V121H39V119H37V117H36V115H35V110L36 109H34L33 108V105L31 106V104L28 106L27 104L29 103H24V102H22V101H20L19 100V102L20 103H22V104H25V111H24V113L20 116L19 115V117L18 118H20V119H22L21 121H18L19 119H17L16 118V116L14 117V116H10V117H8L7 118V120H5L2 124H1V129H2V131L5 133V134H7L6 135V138L8 137V136H10L11 134L13 135V134H19L21 137H23L24 138V141L23 142H25L24 144V151H22V152H19V154L20 155H24V156H22L21 158H23L22 160H24L25 162H26V168H25V170H21L20 171V169H19V167H18V162H17V165H15L14 164V160H12L13 158L11 157V155H9L8 156V161H7V165L5 166V168H4V173L6 174V175H10V173H12V172H15V173H17V175H19V176H24L26 179H25V183H24V189H25V194L23 195V197H25L26 198V200L31 204V202H34V201H36V202H38V204L39 205H41L42 203H44V202H46L47 203V205L53 210V211H57L58 213H60V215L63 217V219H64V224H65V228H64V230H63V232H62V237H63V242H64V245L65 246H69L70 247V249L72 250V252H74V253H78V252H80L81 251V249H83V247H84V245H86L87 244V240H86V238H89V237H91V235H92V233H93V229L91 230L90 228H87L86 229V238L84 239L83 238V235H81L80 237H78V236H73V233H74V229L76 228L75 227V223L71 220V216H72V214H74V213H77V212H79L80 213V216H81V220H82V222H84L85 220H86V215L85 214H89L90 216H91V218H93V217H95V216H105V215H107L108 213H110L114 208H115V205L111 202V198H110V196H111V194H112V192H114V188L109 184V181H108V178H107V175L106 174H101V175H98V176H93L92 175V173H91V170L92 169H90L89 170V161L93 158L92 157V155H97V157H98V159H99V161H103L106 165H107V167L109 166H111L110 164L113 162V160H114V158L116 157H114V155L111 153V149H110V146H109V144L107 143V141L105 140V138L103 137V135H102V132L101 133H99V131H95L96 132V136H94L95 138H98L100 141H102L103 142V144L105 145V146H103L104 148H105V150H106V152H107V155H106V157H104V158H101V155H99V152H97L98 154H95L94 152H93V147H95L96 145H97V141L95 140V138L93 137V135L91 134V131H90V129L92 130V128L90 127V129H89V126H88V124L83 120L84 118H85V115H86V113H87V111H88V108H86L85 106H84V104L83 103H81L80 105H81V108H82V110H80L78 107H79V105H78V103H77V100L75 99V93L73 94L72 92H70V87L72 86V82L71 81H73L75 84H78L77 82H85L86 83V86H89V85H95L96 83V85H99L98 83H100L101 81H103L104 82V84H106V85H108L107 84V82H108V80H106V78H105V76L103 75L104 74V72H103V69ZM130 68V67H129ZM131 69V68H130ZM133 69V68H132ZM217 70V69H216ZM219 70V69H218ZM119 71V70H118ZM235 71V70H234ZM120 72V71H119ZM128 73H134V70L132 71V70H128L127 71ZM127 72H124L123 71V73H127ZM117 74H118V72H116ZM127 73V74H128ZM191 73V72H190ZM136 75H135V81L133 82V83H129V84H127V93H130V92H141L142 90H141V86H140V84H139V82H140V80H139V77H140V70L138 71V69H137V71H136V73H135ZM144 74V73H143ZM217 74H218V72H217ZM222 74V75H223ZM248 74H250V73H247V75ZM128 75H131V74H128ZM127 75V76H128ZM134 75V74H133ZM132 75V76H133ZM220 75V74H219ZM123 76V75H122ZM214 76H215V74H214ZM218 76V75H217ZM242 76V75H241ZM245 75H244V73H243V76L242 77H244ZM250 76V75H249ZM120 77H121V75H120ZM124 77V76H123ZM123 77H121V78H123ZM196 77V76H195ZM194 77V78H195ZM219 77V76H218ZM221 77V76H220ZM118 78V77H117ZM124 78H126V77H124ZM141 78V77H140ZM224 78H223V80H224ZM229 78V77H228ZM247 78V77H246ZM261 78H263V77H261ZM118 79H120V78H118ZM203 79V78H202ZM215 79V78H214ZM214 79H212V80H214ZM217 79V78H216ZM215 79V80H216ZM249 79V78H248ZM255 79V78H254ZM264 79V78H263ZM117 80V79H116ZM134 80V79H133ZM132 80V81H133ZM218 80V79H217ZM242 80V79H241ZM245 80V79H244ZM161 81H162V79H161ZM163 81H164V79H163ZM201 81V80H200ZM225 81H227V80H225ZM255 81H256V79H255ZM120 82V80L117 82V83H119ZM122 82V81H121ZM130 82V81H129ZM165 82V81H164ZM167 82V81H166ZM205 82V81H204ZM212 82H214V81H212ZM218 82V81H217ZM221 82V81H220ZM242 83H243V81H241ZM246 82H247V80H246ZM248 82H250V81H248ZM59 83V82H58ZM73 83V85L74 86H77V85H75ZM102 83V82H101ZM142 83V82H141ZM163 83V82H162ZM200 83V82H199ZM198 83V84H199ZM202 83V82H201ZM224 83V82H223ZM229 83V82H228ZM252 83H256V82H252ZM167 84V83H166ZM213 84V83H212ZM222 84V83H221ZM245 84H247V83H245ZM244 83H243V85H245ZM250 84V83H249ZM83 85V84H82ZM113 85H115V82H114V84H112L111 86H113ZM118 85V84H117ZM129 85V86H128ZM142 85V84H141ZM163 85V84H162ZM161 85V86H162ZM73 86V87H74ZM143 86V85H142ZM242 86V85H241ZM249 86V85H248ZM10 87H11V84H9V82L8 81H2V82H0V103H3V101L5 102L6 100H14V99H19V96H20V91L19 90H14V89H10ZM83 87H84V85H83ZM124 87H126V85L124 86L123 85V89H124ZM163 87V86H162ZM217 87V86H216ZM249 87H251V86H249ZM253 87H254V85H253ZM262 87V86H261ZM56 88V89H57ZM80 88V87H79ZM85 88V87H84ZM109 88H110V86H109ZM113 89H114V87H112ZM210 88V87H209ZM224 88H225V86H224ZM223 88V89H224ZM248 88V87H247ZM258 88V87H257ZM73 89V88H72ZM86 89V88H85ZM89 89V88H88ZM98 89V88H97ZM104 89V88H103ZM117 89V88H116ZM126 89V88H125ZM124 89V90H125ZM140 89V90H139ZM164 89V88H163ZM161 90L162 92H164V90ZM167 89V88H166ZM204 89H206V87L204 88ZM220 89V88H219ZM229 89V88H228ZM241 89V88H240ZM242 89H243V87H242ZM254 89V88H253ZM252 89V90H253ZM74 90H76V89H74ZM79 90V89H78ZM83 90V89H82ZM90 90V89H89ZM105 90V89H104ZM119 90V89H118ZM232 90V89H231ZM231 90H228V91H230L231 92ZM262 90V89H261ZM77 91V90H76ZM143 91H144V86H143ZM210 91H211V94L212 95H214V96H218L217 94H216V92H217V90H216V92L214 91V90H211L210 89ZM255 92H256V90H254ZM5 92H7V93H9V94H7V96H6V98H5V100L1 97V95H2V93H5ZM70 92V93H69ZM75 92V91H74ZM98 92H100V91H98ZM97 92V93H98ZM125 93H126V90L124 91ZM229 92V93H230ZM233 92V91H232ZM253 92V91H252ZM67 93H69V94H67ZM80 93V92H79ZM94 93V92H93ZM119 93V92H118ZM126 93V94H127ZM218 93H219V96L221 95V91H218ZM257 93V92H256ZM256 93H254V95L256 94ZM83 94V93H82ZM88 94V93H87ZM92 94V93H91ZM95 95H96V92L94 93ZM103 94V93H102ZM120 94V93H119ZM118 94V96H120ZM163 94V93H162ZM170 94V93H169ZM188 94H189V92H188ZM210 94V93H209ZM58 95H70V96H67V97H65V98H63V100L62 99H60L59 97H58ZM78 95V94H77ZM86 95V94H85ZM94 95V96H95ZM104 95V94H103ZM211 95V96H212ZM244 95V94H243ZM253 95V96H254ZM83 96V95H82ZM116 95L114 94V97H115ZM121 96H122V98L123 99H125L124 101L126 102V95L125 96H123L122 94H121ZM165 96H168V95H166L165 94ZM209 96V98H210V95H208ZM256 96V95H255ZM258 96H259V94H258ZM258 96H256V98L258 97ZM54 97H58V98H55V99H53ZM81 97V96H80ZM79 97V98H80ZM97 97V96H96ZM103 97V96H102ZM102 97H101V100H102ZM109 97V96H108ZM107 97V98H108ZM244 97V96H243ZM260 97V96H259ZM30 98V100H31V97H29ZM110 98V97H109ZM117 98V97H116ZM166 98V97H165ZM168 98V97H167ZM205 98V97H204ZM213 98V97H212ZM120 99V98H119ZM119 99L117 98L116 99V101L118 102L119 101ZM216 99V98H215ZM232 99H234V94H233V98ZM239 99V98H238ZM243 99V98H242ZM241 99V100H242ZM114 98L111 100H108V101H113L114 102ZM166 100V99H165ZM189 100V99H188ZM191 100V99H190ZM213 100V99H212ZM231 100V99H230ZM252 100L253 99H251V101L250 102H252ZM258 100V99H257ZM193 101V100H192ZM204 101H205V99H204ZM204 101H201V102H204ZM244 101V99L242 100V102ZM246 101V100H245ZM36 102H39V101H36ZM35 102V103H36ZM116 102V103H117ZM166 102V101H165ZM189 102V101H188ZM206 102V101H205ZM204 102V103H205ZM208 102H211V101H208ZM212 102H214V101H212ZM216 102H217V100H216ZM226 102H229V101H226ZM249 102V103H250ZM32 103V102H31ZM90 103V102H89ZM115 103V104H116ZM120 103V102H119ZM123 103V102H122ZM127 103H129L128 101H127ZM162 104H163V101L161 102ZM190 104H192L191 102H189ZM207 103V102H206ZM205 103V104H206ZM218 103V102H217ZM232 103H233V100H232ZM237 103V102H236ZM256 103V102H255ZM96 104V103H95ZM166 104V103H165ZM169 104V103H168ZM196 105H197V103H195ZM201 104V103H200ZM208 104V103H207ZM238 104V103H237ZM258 104H260V102L258 103ZM27 105V106H26ZM51 105V106H52ZM91 105V104H90ZM113 105V103H111V106ZM117 105H119V104H117ZM224 105V104H223ZM222 105V106H223ZM225 105H227V104H225ZM256 105V104H255ZM110 106V105H109ZM110 106V107H111ZM120 106V105H119ZM118 106V107H119ZM187 106V105H186ZM191 106V105H190ZM219 106V105H218ZM247 106H249V105H247ZM258 106V105H257ZM39 107V106H38ZM42 107H44L43 105H42ZM60 107V106H59ZM97 107V106H96ZM113 107V106H112ZM115 108L117 107V106H114ZM113 107V108H114ZM121 107V106H120ZM194 107H196V106H193L192 108L194 109ZM211 107H213L212 105H211ZM217 107V106H216ZM223 107H225V106H223ZM263 107H264V105H263ZM8 108H10V107H8ZM11 108H13V107H11ZM50 108V107H49ZM98 108V107H97ZM189 108V107H188ZM203 108V107H202ZM201 108V109H202ZM259 107H257V109H258ZM23 109V108H22ZM52 109V108H51ZM50 109V110H51ZM90 109V108H89ZM93 109H95V108H93ZM92 109V110H93ZM108 109V108H107ZM106 109V110H107ZM110 109V108H109ZM127 109V108H126ZM161 109H163V108H161ZM184 109V108H183ZM197 109L199 110L200 108H198L197 107ZM203 109H206V108H203ZM220 109H221V107H220ZM251 109V108H250ZM255 109V108H254ZM253 108L251 109V114H252V112L253 113H255L254 111H256L257 109H255L254 110ZM10 110V109H9ZM14 110V109H13ZM57 110V109H56ZM98 110V109H97ZM102 110V109H101ZM104 110V109H103ZM116 110V109H115ZM114 110V111H115ZM208 112H209V110L208 109H206ZM252 110H254V111H252ZM2 111L5 113V111L7 112V109H6V107H2ZM95 111H96V109H95ZM119 111V110H118ZM205 111V110H204ZM215 111H217V110H215ZM229 111H231V109L229 110ZM234 111V110H233ZM247 111H250V110H247ZM246 111V112H247ZM2 112V113H3ZM29 112H32L31 114L29 113ZM39 112V111H38ZM50 113H51V111H49ZM54 112H56V111H54ZM59 112V111H58ZM56 113V114H59L60 112H61V110H60V112L59 113ZM63 112V111H62ZM69 112V111H68ZM69 112V113H70ZM90 112H92V111H90ZM89 112V113H90ZM94 112V111H93ZM104 112V111H103ZM111 112V111H110ZM112 112H113V110H112ZM168 112V111H167ZM176 112V111H175ZM257 112H258V110H257ZM44 113V112H43ZM47 113V112H46ZM53 113V112H52ZM67 113V112H66ZM99 113V112H98ZM105 113V112H104ZM115 113V112H114ZM121 113V112H120ZM123 113H125V112H123ZM172 113V112H171ZM195 113H197V112H195ZM225 113H226V110H224L223 112H221V113H214V111H210V116H209V119H208V121L206 122L207 124H209V123H211V124H213V125H217L223 118H224V115H225ZM19 114V113H18ZM61 114V113H60ZM97 114V113H96ZM106 114V113H105ZM198 114V113H197ZM208 114V113H207ZM40 115V114H39ZM43 115V114H42ZM53 115H54V113H53ZM62 115V114H61ZM61 115H59L60 117H61ZM94 115H95V113H94ZM101 115V114H100ZM104 115V114H103ZM214 115H217V116H215V118L216 117H218V120L217 119H215L213 116ZM63 116V115H62ZM106 116V115H105ZM119 116L120 115H117V117L119 118ZM248 116H251L250 114L248 115ZM252 116H253V114H252ZM251 116V117H252ZM40 117H42L41 115H40ZM49 117V116H48ZM52 116H50L49 118L50 119H52L51 118ZM57 120H58V118H57V116H54ZM63 117H65V116H63ZM112 117V116H111ZM165 117V116H164ZM203 117V116H202ZM255 117V116H254ZM253 117V118H254ZM76 118V117H75ZM115 118H116V116H115ZM115 118H113V119H115ZM121 118V117H120ZM119 118V119H120ZM214 118V119H213ZM42 119V118H41ZM40 119V120H41ZM49 119V120H50ZM66 119V118H65ZM103 119V118H102ZM107 119H108V116H107ZM112 119V118H111ZM111 119H109V120H111ZM112 119V120H113ZM164 119V118H163ZM193 119V118H192ZM196 119V118H195ZM48 119H47V121H49ZM69 120V119H68ZM68 120H67V122H68ZM97 120V119H96ZM161 120V119H160ZM249 120V119H248ZM74 121V120H73ZM100 121V120H99ZM198 121V120H197ZM50 122V121H49ZM48 122V123H49ZM51 122H53V119H52V121ZM56 122V121H55ZM64 122V121H63ZM67 122L65 121L64 122V124L65 125H67ZM75 122V121H74ZM77 122V121H76ZM106 122V121H105ZM120 122H121V120L119 121V120H117V118H116V121H111V123H109V126H107L108 127V129L110 130V131H112V132H119L120 133V129H121V126L120 125H122L123 123H124V121H123V123H121L120 124ZM173 122V121H172ZM251 121H247V125L250 127L248 130L249 131H252L251 130V127H254V125L253 124H255V123H250ZM101 123H102V121H101ZM104 123V122H103ZM107 123V122H106ZM168 123V122H167ZM166 123V124H167ZM178 123V122H177ZM206 123H205V121H204V123L202 122V123H196L195 122V125H194V127L192 126V128H193V130L197 133V136L199 135V137H207L208 139H209V148L207 149V150H205V146H203V143H201V142H198V139H199V137H198V139L197 140H195V145L193 146V147H191L190 145L189 146H187L185 149H186V151L188 152V154H189V152H195V153H199V154H201V156H202V154H205V153H207L208 151H210L212 148H213V144L212 143H214L215 141H217L216 140V138L218 139L219 137H217V135L216 134H214L213 135V132L211 131V130H209L208 129V131L206 132V130H207V127H206ZM57 124V123H56ZM58 124H60V123H58ZM69 124V123H68ZM105 124V123H104ZM108 124V123H107ZM168 124H170V123H168ZM172 124V123H171ZM210 124V125H211ZM98 125V124H97ZM101 126H102V124H100ZM99 125V126H100ZM125 125H127V124H125ZM125 125H122V127L123 126H125ZM136 125V124H135ZM181 125H182V123H181ZM188 125H190V124H188ZM70 126V125H69ZM75 126V125H74ZM169 126V125H168ZM180 126V125H179ZM51 127H53V126H51ZM127 127V126H126ZM57 128H59V126L57 127ZM61 128V127H60ZM70 127H68V129H69ZM71 128H72V126H71ZM105 128V127H104ZM125 127H123L122 129H121V132H122V130L124 129ZM166 128V127H165ZM51 129H53V128H51ZM61 129H64V127L63 128H61ZM106 129V128H105ZM167 129V128H166ZM187 129H190V128H188L187 127ZM70 130V129H69ZM128 130V129H127ZM62 131V130H61ZM73 131V130H72ZM187 130H185V132H186ZM66 133V132H65ZM114 133H112L111 135L112 136H114L115 134ZM183 132H181V134H182ZM60 134V133H59ZM11 135V136H12ZM61 135H62V133H61ZM76 135V134H75ZM186 135V134H185ZM14 136V135H13ZM41 136H42V138H41ZM52 136V137H51ZM115 136H117V134L115 135ZM114 136V137H115ZM221 136V135H220ZM15 137V136H14ZM20 137V138H21ZM39 137L41 138L40 140H39ZM69 137H70V134H69ZM73 137V136H72ZM183 137V136H182ZM180 138H181V136H180ZM8 139V138H7ZM184 139H186V138H184ZM184 139H181L182 141H184ZM207 139V140H208ZM223 139V138H222ZM111 140V139H110ZM180 140V142L182 143V141ZM201 140V139H200ZM224 140H225V138L222 140L223 142H224ZM39 141L42 143V142H44L45 141V143H46V145L45 146H48V147H50V146H52L53 144L54 145H58V149H59V153H57V154H61V155H65L66 157H67V159H68V157H69V159L70 158H72V160H73V158H75V159H77V157L79 158V163H77V165L73 168V170H67V164H66V161H65V163H62V164H54V166L52 165V166H48V162L49 161H47V159L45 160V159H43L42 158V154L40 155L41 157H39V155L37 154V151H39V149H40V147H38V143H39ZM58 141V142H57ZM140 141V140H139ZM219 141H221V139H219L218 140V143H219ZM11 142V141H10ZM16 142V141H15ZM179 142V143H180ZM204 142H206V141H204ZM110 143V142H109ZM183 144L185 145V144H187L186 142L184 143L183 142ZM182 144V145H183ZM206 144H208V143H206ZM205 144V145H206ZM42 145V144H41ZM53 145V146H54ZM15 146V145H14ZM17 146V145H16ZM13 147V146H12ZM21 147V146H20ZM101 147H102V145H101ZM205 147V148H204ZM42 148H45V147H42ZM41 148V149H42ZM50 149H51V147H50ZM49 149V150H50ZM113 149V148H112ZM17 150V149H16ZM214 150V149H213ZM17 151H19V150H17ZM47 151V150H46ZM53 151V150H52ZM98 151H99V147H98ZM114 151V150H113ZM185 151V150H184ZM212 151V150H211ZM210 151V152H211ZM42 152V151H41ZM45 152V151H44ZM58 152V151H57ZM22 153V154H21ZM25 153V154H24ZM114 153V152H113ZM213 153V152H212ZM216 153V152H215ZM10 154V153H9ZM12 154V153H11ZM45 154V153H44ZM49 154V153H48ZM52 154H54V153H52ZM184 154V153H183ZM193 154V153H192ZM211 154V153H210ZM45 156V155H44ZM65 156H64V159H65ZM206 156H210V155H206ZM56 157V156H55ZM118 157V156H117ZM15 158V157H14ZM50 158V157H49ZM51 158H52V156H51ZM50 158V159H51ZM184 159H186V158H184ZM197 159V158H196ZM52 160V159H51ZM50 160V161H51ZM69 161H71V160H69ZM16 162V161H15ZM57 162V161H56ZM197 163V162H196ZM199 164V163H198ZM51 165V164H50ZM193 165V164H192ZM226 165V164H225ZM232 165V164H231ZM231 165H226V166H222L223 168H221V170L219 171L220 173H222L223 175L224 174H226V175H228V176H231L230 177V180H232V181H234L235 180V175H237L235 172H238L239 171V169L237 168V171H235V167L233 168ZM218 166V165H217ZM220 166V165H219ZM218 166V167H219ZM108 167V168H109ZM205 169V168H204ZM209 170H211V169H209ZM242 170V169H241ZM216 171V170H215ZM206 172V171H205ZM204 173V172H203ZM207 173V172H206ZM216 173H218V172H216ZM257 173V172H256ZM220 175L219 174V176L218 177H220V176H223V175ZM258 174V173H257ZM218 175V174H217ZM227 177V176H226ZM225 177V184H222L221 182H220V184L222 185V189L224 188L225 190H227L228 191V195L229 194H231L229 191H230V189H229V186L231 185V183H232V181H230L229 179H227ZM217 178V177H216ZM23 179V178H22ZM201 179V178H200ZM212 179H213V177H212ZM253 179V178H252ZM255 179L256 180H261V179H259L257 176H255ZM164 180V179H163ZM173 178H172V176H169V178H167L165 181H163V182H161L160 184H157V186L155 187V188H150V189H148V190H146L145 192L144 191H142V194H139V196H136V197H134V199L132 200V204H133V207L135 208V210L137 211V214L139 215V217L141 218V221H142V223H143V225L145 226V228H147V232H148V236L150 237V238H152V239H154V240H156V239H160L161 241H163V243H166V245L169 247V250H175L177 253L179 252H182L183 253V250H181L182 248H183V246H184V243L179 239V238H181L180 237V232L179 233H177V231H176V229L178 228L179 229V224L181 225V223H182V226L184 225V227H185V223H188V215L187 214H185L183 211L182 212H179L178 210V212H176V211H169V212H166V211H163V207H169V205H167V202H168V200L166 199V198H169V197H166L165 198V195H164V193L166 192V190H167V188H169V186H170V183L172 182L173 183ZM218 181V180H217ZM253 182L254 183H257V182H255L254 181V179H253ZM171 183V185H173ZM210 183V182H209ZM264 183V182H263ZM40 185H44V190L43 191H41L40 190ZM207 185V184H206ZM188 186V185H187ZM237 186L238 187H235V190L236 191H238V192H240L241 194H243V195H245V197L248 199V200H251L252 201V207L251 206H249L246 210H245V212H244V214L245 215H250V217H252L251 216V214L252 215H255V217L257 216L256 214L258 213L257 211H259L260 209H261V207L262 206H264V198H262L263 197V195H264V190H259V188L256 186V185H252V193H251V196H249V195H247V192L246 191H244V190H240L239 189V187L241 186V184H240V182H239V184L237 183ZM69 188H77L78 189V193H77V195H76V197H71V196H68L67 195V189H69ZM146 189V188H145ZM211 189V188H210ZM218 190V189H217ZM221 190V189H220ZM180 191H181V189H180ZM144 192V193H143ZM177 192H178V190H177ZM193 192H195L196 193V191H193ZM219 192V191H218ZM222 192V191H221ZM181 193H183V192H181ZM180 193V194H181ZM191 193V192H190ZM223 193V192H222ZM225 193V192H224ZM56 194V195H55ZM166 195H168V194H166ZM178 195V194H177ZM176 195V196H177ZM196 195V194H195ZM222 195V194H221ZM225 195V194H224ZM181 196V195H180ZM185 196V195H184ZM188 196H190V195H188ZM171 197V196H170ZM182 197V196H181ZM234 197V196H233ZM232 197V198H233ZM180 198V197H179ZM185 198V197H184ZM231 198V199H232ZM182 199V198H181ZM187 199V198H186ZM220 200V199H219ZM234 200V198L232 199V200H230V198L228 199V197H227V199L225 198V199H223L222 201L223 202H221V201H219L220 203H223V204H225V206H228L227 208H231V206H232V204H234V205H237V207H239V208H242V206H241V202H240V200L238 201V202H235V201H233ZM189 201H191L190 200V198H189ZM212 201V200H211ZM26 202V201H25ZM174 202V201H173ZM178 201H176L175 203H177ZM182 202H183V200H182ZM217 202H218V200H217ZM262 202V203H261ZM172 203V202H171ZM170 203V204H171ZM174 203V204H175ZM236 203V204H235ZM173 204V203H172ZM179 204H183V203H180L179 202ZM189 204V203H188ZM172 206V205H171ZM170 206V207H171ZM176 206H177V204H176ZM184 206H185V204H184ZM188 206H190V205H188ZM165 207V208H166ZM180 207V206H179ZM183 207V206H182ZM193 207V206H192ZM220 207V206H219ZM148 208H151V209H153V211H154V215H153V217H152V215H150V216H148V217H146V218H144L143 216H144V213L147 211V209ZM166 208V209H167ZM173 208V207H172ZM176 208V207H175ZM174 208V209H175ZM177 208H178V206H177ZM176 208V209H177ZM206 208V207H205ZM86 209V210H85ZM175 209V210H176ZM180 209V208H179ZM224 209V208H223ZM237 209V208H236ZM243 209V208H242ZM254 209H255V211H254ZM264 209V208H263ZM170 210V209H169ZM183 210H185V207H184V209ZM206 210V209H205ZM217 210V209H216ZM153 211H152V213H153ZM191 211V210H190ZM253 211V212H252ZM261 211H262V209H261ZM87 212V213H86ZM209 212V211H208ZM215 212V211H214ZM213 212V213H214ZM219 212H220V208H219ZM225 212H228L229 213V211H226V209H225ZM38 213L42 216V217H44L45 216V214H44V212L43 211H39L38 210ZM62 213V214H61ZM211 213V212H210ZM209 213V214H210ZM232 213H233V211H232ZM241 213V212H240ZM256 213V214H255ZM259 214V213H258ZM48 215V214H47ZM185 215H187V217L185 216ZM189 215H190V213H189ZM222 215V214H221ZM242 215V214H241ZM196 216H198V215H196ZM203 216V215H202ZM214 216V215H213ZM259 216H261V214L259 215ZM263 216V215H262ZM254 217V218H255ZM183 218H184V220H183ZM210 218V217H209ZM220 218V217H219ZM245 218V217H244ZM261 218V217H260ZM206 219V218H205ZM205 219H203V220H205ZM214 219V218H213ZM222 219H223V217H222ZM250 219V218H249ZM253 219V218H252ZM196 220H198V221H200L201 222V220H199V219H197V217H196ZM195 220V221H196ZM193 221V220H192ZM197 221V222H198ZM213 221V220H212ZM214 222V221H213ZM216 222V221H215ZM255 221H253V222H249L250 223V225H251V223H254ZM35 223V222H34ZM184 223V224H183ZM194 223V222H193ZM203 223V222H202ZM36 224V223H35ZM195 224V223H194ZM256 224V223H255ZM182 226H180V227H182ZM207 226V225H206ZM187 227H188V225H187ZM187 227H185L187 230H188V228ZM254 226H252L251 225V230H252V228H253ZM40 229H43V227L42 228H40ZM253 229H255V227L253 228ZM264 230V229H263ZM262 230V231H263ZM176 231V232H175ZM183 231H185L184 229H183ZM189 231V230H188ZM228 231V230H227ZM260 232V231H259ZM258 232V233H259ZM185 233H188L187 231L185 232ZM231 233V232H230ZM253 233V232H252ZM82 234V233H81ZM263 236H264V234H263V232L261 233ZM263 236H260V234H259V237L261 238V237H263ZM186 237L188 238V240H189V237H188V235H186ZM185 237V238H186ZM218 237V236H217ZM216 237V238H217ZM242 237V236H241ZM250 237H253V236H250ZM185 238L183 237L182 239H184L185 240ZM239 239V238H238ZM251 239V238H250ZM177 240H180V242H178ZM234 240V239H233ZM255 240V239H254ZM254 240H253V242H254ZM153 241V240H152ZM217 241V240H216ZM188 242V241H187ZM157 244V243H156ZM160 248V247H159ZM187 248V247H186ZM185 249V248H184ZM166 250H167V248H166ZM96 252V251H95ZM93 253L96 257H98L99 258V260L100 261H105V263H109V264H115V262L113 261V260H111V259H109L108 257H105L104 255H101V254H99V253ZM165 252H168V251H165ZM165 252H162V253H165ZM176 252H175V254H176ZM186 252V251H185ZM184 252V253H185ZM190 252V251H189ZM169 253V252H168ZM188 253V252H187ZM173 255H175L174 254V251H173V253H172ZM186 254V253H185ZM191 254V253H190ZM160 255H162V254H160ZM159 255V256H160ZM183 256V255H182ZM162 256H160V258H161ZM171 257H173V256H171ZM175 258V257H174ZM170 259V258H169ZM168 259V260H169ZM171 259H173V258H171ZM185 259V258H184ZM160 260V259H159ZM164 260V259H163ZM167 260V259H166ZM165 260V261H166ZM181 260H182V258H181ZM244 261V260H243ZM177 262L179 263V261L177 260ZM167 263V262H166ZM74 264H89L88 263V261H87V257H85V256H83L82 258H80L79 260H77ZM172 264H174V263H172ZM175 264H177V263H175ZM181 264V263H180Z\"/></svg>", "mask_w": 264, "mask_h": 264}]
</instances>
